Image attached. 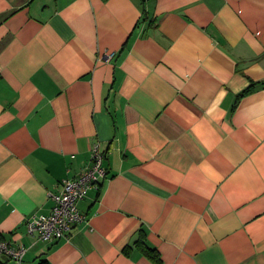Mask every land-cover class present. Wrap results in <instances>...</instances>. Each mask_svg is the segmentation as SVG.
Returning <instances> with one entry per match:
<instances>
[{
	"label": "crops",
	"instance_id": "0c3cea01",
	"mask_svg": "<svg viewBox=\"0 0 264 264\" xmlns=\"http://www.w3.org/2000/svg\"><path fill=\"white\" fill-rule=\"evenodd\" d=\"M95 144L84 220L29 236ZM0 233L22 264H264V0H0Z\"/></svg>",
	"mask_w": 264,
	"mask_h": 264
},
{
	"label": "built area",
	"instance_id": "2783aa9c",
	"mask_svg": "<svg viewBox=\"0 0 264 264\" xmlns=\"http://www.w3.org/2000/svg\"><path fill=\"white\" fill-rule=\"evenodd\" d=\"M114 56H104L109 60ZM104 153L95 144L91 148L90 160L80 172L72 178L61 181V190L51 194L53 204L48 213L31 216L25 223L26 233L37 240L52 242L67 237L71 229L84 220V215L77 207V201L86 191L105 177L103 166ZM25 248L13 246L8 241H0V255L9 259V264H22Z\"/></svg>",
	"mask_w": 264,
	"mask_h": 264
},
{
	"label": "trees",
	"instance_id": "16d2710c",
	"mask_svg": "<svg viewBox=\"0 0 264 264\" xmlns=\"http://www.w3.org/2000/svg\"><path fill=\"white\" fill-rule=\"evenodd\" d=\"M252 84L249 85L248 87H246L242 92H240L237 96V98H239L240 96H242L243 94H246L248 92L251 91L252 89ZM5 240L4 236L0 233V241H3ZM141 244V247H142V250L143 252L148 255L152 260H154L155 262L159 261V256L156 252L155 249H152V248H149L147 247L146 245H144V242L143 240H141L140 242ZM0 264H9V259L8 257H6L5 255H0Z\"/></svg>",
	"mask_w": 264,
	"mask_h": 264
}]
</instances>
